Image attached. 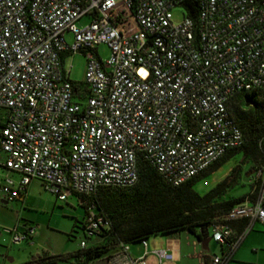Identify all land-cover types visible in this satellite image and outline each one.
Listing matches in <instances>:
<instances>
[{
    "label": "built area",
    "instance_id": "2783aa9c",
    "mask_svg": "<svg viewBox=\"0 0 264 264\" xmlns=\"http://www.w3.org/2000/svg\"><path fill=\"white\" fill-rule=\"evenodd\" d=\"M190 1L193 18L184 11ZM83 15L88 22L78 25ZM98 43L109 49L104 59ZM75 50L85 56L83 86L68 78ZM253 88H264V0H0V148L2 165L18 173L3 177L1 197L14 199L31 179L59 200L129 186L138 156L180 184L242 142L227 100ZM255 178L224 221L209 226L225 253L203 264H224L250 223L264 224V163ZM85 210L81 247L109 226L92 201ZM239 218L246 225L235 232L229 221ZM2 231L32 243L30 225ZM140 243L132 256L120 242L105 264H145ZM154 252L159 262L172 258Z\"/></svg>",
    "mask_w": 264,
    "mask_h": 264
},
{
    "label": "trees",
    "instance_id": "16d2710c",
    "mask_svg": "<svg viewBox=\"0 0 264 264\" xmlns=\"http://www.w3.org/2000/svg\"><path fill=\"white\" fill-rule=\"evenodd\" d=\"M190 2L187 5L185 3L184 11L193 18L195 5ZM227 110L241 129L243 139L239 145L226 148L212 163L177 185L168 182L149 161L138 156L137 179L132 185H103L89 194L73 193L83 208L79 224L81 229L88 201L94 203L97 214L109 221V226L102 228L94 236L86 237H96L95 242H86L85 246L66 255L43 253L22 264H56L57 259L68 256L73 258L72 264H87L94 259H106L117 250L120 242H140L150 234L170 233L181 229L187 230L199 240L200 229L206 227L208 230L211 224L223 222L229 208L248 194L224 196L227 189L238 180V165L231 167L223 178L202 194L193 188V183L238 151L243 153L241 161L250 162L247 171H252L254 164L260 167L264 163V88L234 92L227 100ZM229 225L235 232H239L246 225V219L229 221ZM217 243V254L222 255L225 253L224 248ZM231 257L232 254L228 260Z\"/></svg>",
    "mask_w": 264,
    "mask_h": 264
},
{
    "label": "rangeland",
    "instance_id": "374dc122",
    "mask_svg": "<svg viewBox=\"0 0 264 264\" xmlns=\"http://www.w3.org/2000/svg\"><path fill=\"white\" fill-rule=\"evenodd\" d=\"M181 17L178 8L173 10L172 18L178 20ZM88 22V16L83 15L77 21L78 25H84ZM64 39L67 43H71L73 35L70 32L64 33ZM96 52L101 58H106L109 49L104 43L96 45ZM68 60V78L75 84L83 85L85 56L79 51L70 52ZM0 108V114L2 113ZM243 157L242 151H238L222 162L213 171L199 177L193 183V188L200 194L206 192L211 186L219 181L230 170L231 167L238 165L240 175L238 180L230 186L224 196L239 195L247 193L254 188L257 182L254 179V173L257 168L255 164L252 171H247L250 166L248 160L241 161ZM250 173V174H248ZM260 178V177H259ZM26 201L11 199L6 203L0 201V225L12 226L17 224L21 228L24 223H29L33 227L31 237L32 243L26 239L12 242L10 233L2 231L0 234V260L3 264H22L31 259L36 253H49L57 255H66L80 247V239L83 237L80 227V220L83 215V208L79 204L76 195L70 194L66 200L57 199L52 193L43 189L38 185L37 181L29 186ZM184 229L173 231L170 233L150 234L145 239L147 241V251L144 255L145 264H158L155 250L165 248L171 251L172 259L162 260L159 264H175L176 256L173 246L179 241H185L190 236L185 235ZM191 234V233H190ZM86 242L89 239L85 238ZM129 244V253L136 256L142 252L140 242L138 240L131 241ZM200 246V245H199ZM207 247L210 251L219 253V245L213 239H209ZM6 256L12 258L9 261ZM72 257L59 258L56 264H72Z\"/></svg>",
    "mask_w": 264,
    "mask_h": 264
},
{
    "label": "crops",
    "instance_id": "0c3cea01",
    "mask_svg": "<svg viewBox=\"0 0 264 264\" xmlns=\"http://www.w3.org/2000/svg\"><path fill=\"white\" fill-rule=\"evenodd\" d=\"M3 113L4 110L0 114V119H2ZM4 158H5V152L0 148V201L6 203L9 200H5L4 198L1 197V184L3 182V177L7 175L15 180L18 178V173L9 170L2 165ZM33 181H37L38 185L41 186V182L38 179H31L25 185V188L22 190L20 195H18L17 198L16 197L15 198L18 200L26 201L27 192L29 191L28 190L29 186L31 183H33ZM27 225H29V223L26 224L24 223L23 226H27ZM186 231L187 230H185V232ZM185 235L187 236L189 235L190 238H186L187 240L185 241H179L176 245L172 247L176 256L175 264H203L204 260L207 257H209L212 254L218 253V252L216 253V251L214 250L213 252L210 251L208 247L203 248L200 244V241L196 239V237H194L192 234L186 233ZM95 241H96V237H92L91 239H89L88 242L93 243ZM140 245L143 252V246L141 243ZM146 247H147V241H146ZM128 250H129V244H128ZM36 254L41 255L40 253H36ZM140 254H137L136 256ZM6 258H8V256H6ZM34 258H31L29 260H32ZM171 259H169V261H171ZM159 263L160 262L158 261V264ZM87 264H105V259L102 258L94 259L88 262ZM225 264H264V224L263 223L257 220H254L250 223L249 228L247 229V231L244 233V235L242 236V238L234 248L231 259L228 260Z\"/></svg>",
    "mask_w": 264,
    "mask_h": 264
},
{
    "label": "water",
    "instance_id": "95a60500",
    "mask_svg": "<svg viewBox=\"0 0 264 264\" xmlns=\"http://www.w3.org/2000/svg\"><path fill=\"white\" fill-rule=\"evenodd\" d=\"M3 201H5V200H3ZM200 233H201V237H200V239H199L200 244H201V246H202L203 248H206V247H207V242H208V240L210 239V236H209V234H208V230H207V228L205 227L203 230L200 229ZM36 256H37V254L34 255L32 258H34V257H36ZM7 259H8L9 261L12 260V258H11L10 256H8Z\"/></svg>",
    "mask_w": 264,
    "mask_h": 264
}]
</instances>
